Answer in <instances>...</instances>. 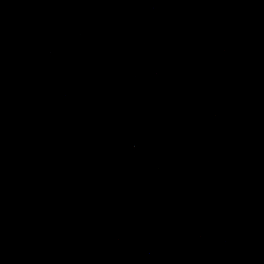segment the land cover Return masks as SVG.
<instances>
[{
  "label": "water",
  "instance_id": "water-1",
  "mask_svg": "<svg viewBox=\"0 0 264 264\" xmlns=\"http://www.w3.org/2000/svg\"><path fill=\"white\" fill-rule=\"evenodd\" d=\"M0 264H264V0H0Z\"/></svg>",
  "mask_w": 264,
  "mask_h": 264
}]
</instances>
